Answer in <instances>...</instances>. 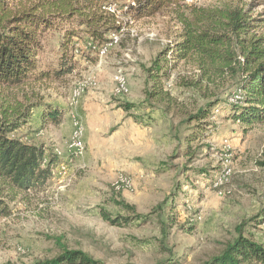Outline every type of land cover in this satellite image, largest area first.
I'll return each mask as SVG.
<instances>
[{
  "label": "rangeland",
  "instance_id": "374dc122",
  "mask_svg": "<svg viewBox=\"0 0 264 264\" xmlns=\"http://www.w3.org/2000/svg\"><path fill=\"white\" fill-rule=\"evenodd\" d=\"M195 2L209 5L214 0ZM263 11L264 5H257L252 13ZM119 23L120 32L109 36L118 41L103 57L90 50L81 33L72 42L79 48L73 73L0 92L25 109L31 106L30 121L12 136L45 146L47 157L61 151L44 187L15 194L4 190L12 213L0 217V264L54 257L60 252L57 238L103 264H204L237 237L242 222L245 234L264 245V224L249 220L264 211V124L233 118L231 97L240 72L228 73L216 84L187 86L196 79L195 68L169 59L162 84L171 100H147L145 90L154 80L146 69L176 41L179 26L161 14L138 20L123 15ZM63 39L62 29L44 35L38 58L42 71L57 68ZM119 71L129 80V91L121 95L114 82ZM92 75L98 85L90 89V98L99 104L86 110L92 115L90 128L86 140L83 136L84 155L76 157L69 150L71 97L80 81ZM124 102L136 105L129 109V125L99 115L106 104L115 113ZM53 108L63 110L61 121L43 124L42 113ZM200 108L208 115L191 119ZM191 133L199 135L189 142ZM225 168L230 176L215 185ZM103 212L122 217L123 224H111Z\"/></svg>",
  "mask_w": 264,
  "mask_h": 264
},
{
  "label": "trees",
  "instance_id": "16d2710c",
  "mask_svg": "<svg viewBox=\"0 0 264 264\" xmlns=\"http://www.w3.org/2000/svg\"><path fill=\"white\" fill-rule=\"evenodd\" d=\"M113 0H0V92L18 89L45 77L62 78L76 68L75 43L85 33L98 46L109 42L112 33L122 29L120 19L104 10ZM117 2V0H115ZM119 3L124 7L128 2ZM136 6L123 11L134 20L158 14L169 16L179 26L177 39L146 69L154 80L145 90L147 100L168 101L171 95L163 89V79L169 69L164 61H186L195 68L196 79L187 86L216 84L228 73L241 74L237 88L242 100L233 104V118L246 125L264 124V11L253 15V8L264 5V0H214L209 5L186 3L184 0H134ZM62 29L58 66L42 71L38 58L43 51V37L51 29ZM164 57V59H163ZM14 102L0 94V217L12 213L3 197L4 190L14 194L42 188L52 177L58 155L50 154L43 145L26 142L11 134L31 119V106ZM120 106L129 111L131 103ZM63 110L53 108L42 113V123L58 124ZM207 109L197 115L205 118ZM198 133H191L187 141ZM188 142V144H189ZM187 144V145H188ZM186 154V152H185ZM124 208L133 207L119 201ZM113 225H121L119 217L103 212ZM249 220L264 224V211ZM242 222L236 226L237 237L204 264H264V245L246 235ZM60 252L54 257L33 264H103L81 249L69 248L57 238ZM11 264V263H6Z\"/></svg>",
  "mask_w": 264,
  "mask_h": 264
},
{
  "label": "built area",
  "instance_id": "2783aa9c",
  "mask_svg": "<svg viewBox=\"0 0 264 264\" xmlns=\"http://www.w3.org/2000/svg\"><path fill=\"white\" fill-rule=\"evenodd\" d=\"M186 3H193L196 0H184ZM129 6H136V2L134 0H130L124 7L120 6L118 3L112 1L104 6V10L108 13H112L117 16L119 19L123 16V11L127 10ZM114 34V33H112ZM111 37V36H110ZM118 41L116 36L113 37L108 43L98 46L94 44L92 41L88 42L89 48L91 51L96 52L100 57H103L109 50V48ZM79 48L75 46V51L78 52ZM114 82H115V90L117 94H124L129 91V80L125 73L117 72L114 74ZM98 85V80L94 76H89L84 80L80 81L79 87H77L71 97V103L73 107H76L80 104L82 93L86 90L87 87L95 88ZM242 100V90L240 88L236 89L235 94L231 97V102L236 104ZM74 132L72 143L69 145V150L71 154H74L76 157H81L84 155L85 145L83 141V136L85 134V125L82 121V118L78 114H74L72 117ZM56 154L61 155V151L56 149ZM231 174V170L229 168H225L219 180L216 181L215 185L222 183L227 180Z\"/></svg>",
  "mask_w": 264,
  "mask_h": 264
},
{
  "label": "crops",
  "instance_id": "0c3cea01",
  "mask_svg": "<svg viewBox=\"0 0 264 264\" xmlns=\"http://www.w3.org/2000/svg\"><path fill=\"white\" fill-rule=\"evenodd\" d=\"M104 73H100V76H102V78H104ZM93 76V75H92ZM90 89H93L91 87H87L86 90L82 93V96H81V100H80V104L76 107H74L73 111L71 110L70 112V120H71V117H73L74 114H78L80 115V117L82 118V121L85 125V129H86V132H85V135H84V139L86 140V134H87V129L89 130L90 128V117L92 116L90 112H86V110H88L89 108H92L93 105L95 106V104H99L97 102H94L91 98H90V92L91 90ZM88 95H87V94ZM86 94V95H85ZM84 95L86 96V99H83ZM101 96L99 95L98 96V99L101 100ZM141 98H144V95L141 94ZM142 100V99H141ZM109 106H113L112 104H106L105 107L107 108L106 111H101L99 113V115L103 118L105 117H109L107 118V120L111 121L112 119H114V122L117 123V124H121V127L123 126H127L130 124L131 122V111H125L123 108L119 107L115 110V113H112ZM112 108H115L114 106ZM85 110V112H84ZM113 122V121H111Z\"/></svg>",
  "mask_w": 264,
  "mask_h": 264
}]
</instances>
